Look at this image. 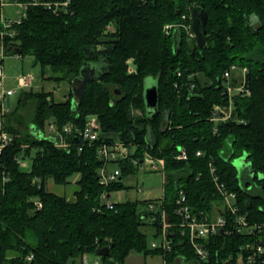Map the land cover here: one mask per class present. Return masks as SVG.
<instances>
[{
    "label": "trees",
    "instance_id": "1",
    "mask_svg": "<svg viewBox=\"0 0 264 264\" xmlns=\"http://www.w3.org/2000/svg\"><path fill=\"white\" fill-rule=\"evenodd\" d=\"M195 8L208 13L202 46L188 32ZM13 28L15 34L2 36L0 19L5 53L33 56L45 79L71 83L92 64L101 80L88 81L77 109L72 90L59 101L52 91L32 88L6 107L0 132L12 139L0 154V264H82L86 254L102 264H126L133 250L160 254L164 264H244L243 246L254 237L237 231L208 238L209 256L199 259L181 226L178 199L183 193L194 213H224L230 224L223 184L251 223H264V0H70L59 14L31 4ZM233 64L247 68L251 94L237 96L232 117L216 123L212 110L228 100L223 74ZM148 77L160 94L154 117L145 100ZM92 115L101 126L96 140L63 132L69 143L63 146L49 133L51 123L59 131L66 124L83 128ZM119 141L134 151L113 160L121 174L105 185L98 150ZM181 148L186 159L177 158ZM145 151L165 159L164 195L107 207L103 194L126 187L123 173L139 169L132 158ZM243 155L263 174L257 192L240 180L234 159ZM75 173L72 198L46 186L48 177L67 184ZM164 215L170 249L153 247L141 229L151 225L159 238ZM104 247L109 253L100 255Z\"/></svg>",
    "mask_w": 264,
    "mask_h": 264
},
{
    "label": "built area",
    "instance_id": "2",
    "mask_svg": "<svg viewBox=\"0 0 264 264\" xmlns=\"http://www.w3.org/2000/svg\"><path fill=\"white\" fill-rule=\"evenodd\" d=\"M70 0H0V19L5 26V30L2 31V36L10 33L15 34L16 30L13 28L15 23H20L24 17L27 15V8L29 5H42L47 9L52 10L53 12L59 14L62 11L67 10ZM9 4H16L23 7V11L19 14L17 18H12L5 13L4 7ZM173 25H166V29L170 30ZM190 36L195 37V32L192 29V25L188 28ZM14 55L20 56L19 53ZM4 77V69L2 61H0V78ZM224 79V94L227 97L226 103L215 104L212 110V119L214 121H226L232 117L234 110V101L237 96H246L251 94V89L247 80V68L240 67L236 64H233L228 70L223 74ZM19 86H31L33 81V76L31 74H22L19 78ZM15 92V89H9L5 95H10ZM8 110L6 107H3L0 110V122L2 120V115ZM100 124L96 116H90L88 118L87 124L83 128H78L73 124H66L63 127V131H59L57 126L54 123H51L49 126V133L55 134V138H58V143L63 146H67L69 143L66 140L67 134L77 133L81 135L84 139L93 141L99 137L100 134ZM12 137L6 132H0V154L3 148L11 141ZM132 149L123 142H116L114 144H103L99 150V157L104 160L103 166L100 168V182L107 185L111 181L118 180L121 174L120 168H115L114 170H109L108 165L113 160L118 158H127L130 156ZM202 151H197V155H201ZM178 159H186L187 152L184 148H181L180 153L177 155ZM134 165L138 168H150L154 171L163 172L165 175V159L153 155L149 151H145L142 156L137 158H132ZM23 165L27 164V161L21 162ZM215 179H217L215 177ZM220 191L224 195V206L227 212L233 215L234 222L230 224L227 221V218L224 213L218 214L214 217L208 215H200L194 213L190 207L185 204L186 197L181 193V198L178 199L179 210L178 213L181 215V226L183 230L189 234L190 241L195 249L199 259H206L209 256V249L206 246L205 241L211 236L216 235L220 231H237L249 233L254 237L251 241H248L244 246L243 250L248 252L247 259L244 264H264V223H251L246 215L240 212L239 206L236 203V193L228 191L225 189L223 184H218ZM141 190V189H140ZM106 198V206L113 208L114 201L110 200L109 195L103 194ZM38 205L41 206V202H38ZM154 205H150L152 210ZM156 218L155 215L152 217ZM164 220V229L159 237V240H153V247H162L164 249L171 248V241L167 235V222L166 215L163 217ZM243 256V252H240ZM29 258H32L30 256ZM82 264H102L99 258L91 261L89 255H84Z\"/></svg>",
    "mask_w": 264,
    "mask_h": 264
},
{
    "label": "rangeland",
    "instance_id": "3",
    "mask_svg": "<svg viewBox=\"0 0 264 264\" xmlns=\"http://www.w3.org/2000/svg\"><path fill=\"white\" fill-rule=\"evenodd\" d=\"M4 11L10 17L17 18L23 11V7L16 4H9L4 7ZM3 45V42H1L0 48L2 49H0V61H2L3 64L4 77L0 78V97L3 98V94L6 93L8 89H15L14 94H6L3 98L5 105L9 109H13L16 106L22 90H29L31 88L33 90L45 89L53 90L56 93V89L59 88L56 93L57 98L58 92H62L65 90L61 89L63 87V84H65L67 87L69 86L68 82H62L58 84L53 80L45 79L42 75L41 66L39 64H34L33 56L20 55V57H17L14 54H7L5 53L6 48H4ZM22 74H31L33 76L31 86H19V78ZM152 83H156V80L153 77H148L146 79V86ZM23 113L29 114L27 109H24ZM228 147H230L229 143ZM234 163L238 168V174L242 184L248 186L254 192L259 191L260 184L257 178L261 179L263 177V174L260 173L257 178L255 177L249 167L250 163L247 160V156L243 155L241 157L235 158ZM117 167H119V165L115 161L110 162L108 165L109 170H114ZM79 177V173L73 174L69 178L70 182L67 184H58L52 177H48L46 179V186L51 191H54L58 194H64L68 198H72L74 197V191L77 188L76 182ZM122 181L126 184V187L111 192V196L109 198L112 201H124L127 199L136 198H158L164 195L165 175L163 172L154 171L150 168H135L132 171L124 172ZM155 239L159 240V238H156L153 233H148V240L150 243ZM94 257H96V255H90V258L94 259ZM126 264H164V260L163 256L160 254L145 256L143 253L133 250L127 257ZM177 264H185V262L182 259H178Z\"/></svg>",
    "mask_w": 264,
    "mask_h": 264
},
{
    "label": "water",
    "instance_id": "4",
    "mask_svg": "<svg viewBox=\"0 0 264 264\" xmlns=\"http://www.w3.org/2000/svg\"><path fill=\"white\" fill-rule=\"evenodd\" d=\"M154 1V0H151ZM193 23H192V29L195 32L196 39L200 46H202L205 42L204 39V32L205 28H202L201 26L206 24V21L208 19V13L205 8L198 9L195 8L193 10L192 14ZM18 53H21V50H18ZM90 79H98L101 80V74L99 73V69L96 65L92 64H85L81 69L80 76L75 77L71 82V88L73 92V98H72V105L74 109H77L83 96L85 93V89L87 86V83ZM116 92L118 94L121 93V90L117 89ZM159 89L156 83H152L145 88V100L146 105L148 107L149 112L154 117L159 113ZM38 135L39 132H36ZM151 136L153 137L154 134L151 132ZM151 141V140H150ZM252 173L257 178L260 175V172L254 170L251 167V164L249 165ZM262 174V173H261ZM258 179V178H257ZM249 188L248 186H246ZM109 253V247H104L99 250L100 255H106Z\"/></svg>",
    "mask_w": 264,
    "mask_h": 264
},
{
    "label": "crops",
    "instance_id": "5",
    "mask_svg": "<svg viewBox=\"0 0 264 264\" xmlns=\"http://www.w3.org/2000/svg\"><path fill=\"white\" fill-rule=\"evenodd\" d=\"M0 49H2V48H0ZM17 57H20V56H17ZM68 87L65 85V84H63V87L61 88V89H65L64 91H62V92H58V97L56 98V93H57V91L59 90V88H57L56 89V93H55V91H53V90H47V91H52L53 92V95H54V98L56 99V100H59V101H62V100H65L66 98H67V96H68V94L70 93V91L72 90V88H71V83H68ZM65 86V87H64ZM9 90V89H8ZM15 93V92H14ZM13 93V94H14ZM61 94V95H60ZM10 95H12V94H10ZM60 95V96H59ZM1 98V97H0ZM3 99V98H2ZM2 103H3V105L4 106H6L5 105V103H4V100H2ZM7 107V106H6ZM111 196V194L109 195V197ZM137 199H141V198H137ZM111 200V199H110ZM141 229H142V231H144V232H146V233H155V228L153 227V226H151V225H143L142 227H141ZM89 258H90V255H89ZM98 257L96 256V257H94V259H92V258H90V260L91 261H94L95 259H97Z\"/></svg>",
    "mask_w": 264,
    "mask_h": 264
}]
</instances>
